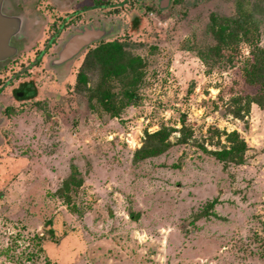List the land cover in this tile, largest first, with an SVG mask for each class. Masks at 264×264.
<instances>
[{
  "label": "rangeland",
  "instance_id": "374dc122",
  "mask_svg": "<svg viewBox=\"0 0 264 264\" xmlns=\"http://www.w3.org/2000/svg\"><path fill=\"white\" fill-rule=\"evenodd\" d=\"M243 1L264 48V0ZM235 7L173 0L132 27L115 14L104 40L142 67L113 116L88 100L96 70L75 86L84 52L34 64L37 93L0 124V264H264V112L230 113L231 96L257 90L243 80L249 46L237 37L221 56L208 27ZM161 128L150 142L164 149L133 159ZM232 130L245 149L223 163L212 151Z\"/></svg>",
  "mask_w": 264,
  "mask_h": 264
},
{
  "label": "flooded vegetation",
  "instance_id": "af4514ba",
  "mask_svg": "<svg viewBox=\"0 0 264 264\" xmlns=\"http://www.w3.org/2000/svg\"><path fill=\"white\" fill-rule=\"evenodd\" d=\"M172 3L173 0H0V121L37 93L34 64L43 61L59 66L82 52L84 59L94 46L118 40H104L118 27L111 23L115 14H127V26L132 27L135 21L141 23V17H155L156 11ZM85 29L98 30L101 36L54 64L61 45Z\"/></svg>",
  "mask_w": 264,
  "mask_h": 264
},
{
  "label": "trees",
  "instance_id": "16d2710c",
  "mask_svg": "<svg viewBox=\"0 0 264 264\" xmlns=\"http://www.w3.org/2000/svg\"><path fill=\"white\" fill-rule=\"evenodd\" d=\"M247 4V1L235 0V14L221 17L217 24L210 21L208 25L216 40L211 48L217 54L220 53L223 56L221 48H231L230 43L237 41V37H241L249 46L248 55H250V60L243 68V80L246 83L256 85L257 90L252 94H244L238 97L231 96V103L233 102L234 105L230 113L234 116H240L243 113V106L239 105L241 101H243L245 108L250 103H254L264 112V48L256 44L258 18L257 16L253 17L246 7ZM262 18H264V15ZM212 19L210 17V20ZM137 24L138 22L135 21V25ZM124 44L119 40L103 41L89 49L75 74V86L79 89L85 85L86 71L93 69L97 71L96 81L87 88L88 100H93L95 105L100 106L103 111L112 116L118 114L126 101L135 100V85L141 76V58L128 53L124 49ZM231 57V55L227 57L229 62ZM162 133H164L163 128L147 133L146 141L134 151L132 158L138 159L161 152L166 143L152 145L150 138ZM226 137L230 138L228 145L218 151L213 150L212 153L223 163L228 161L237 162L242 156L245 144L234 130L227 133ZM70 177L71 175L68 176L64 187L69 183ZM128 213L131 214V211H128Z\"/></svg>",
  "mask_w": 264,
  "mask_h": 264
},
{
  "label": "water",
  "instance_id": "95a60500",
  "mask_svg": "<svg viewBox=\"0 0 264 264\" xmlns=\"http://www.w3.org/2000/svg\"><path fill=\"white\" fill-rule=\"evenodd\" d=\"M102 34H104L102 32ZM101 36V32L98 30H90L85 29L79 34H76L72 37H70L67 41H65L58 52V57L56 60H54V64H59V62L66 60L70 58L75 52L79 50L80 47H82L84 44L88 43L91 39L98 38ZM3 47L0 48V51ZM2 123V120L0 121V124Z\"/></svg>",
  "mask_w": 264,
  "mask_h": 264
}]
</instances>
